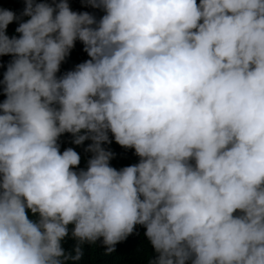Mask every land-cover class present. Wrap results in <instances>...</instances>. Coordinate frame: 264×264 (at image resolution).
I'll list each match as a JSON object with an SVG mask.
<instances>
[{"label": "clouds", "instance_id": "obj_1", "mask_svg": "<svg viewBox=\"0 0 264 264\" xmlns=\"http://www.w3.org/2000/svg\"><path fill=\"white\" fill-rule=\"evenodd\" d=\"M24 3L19 37L0 8V264L79 260L69 225L109 253L142 225L149 264H264V0ZM109 131L138 163L110 166Z\"/></svg>", "mask_w": 264, "mask_h": 264}, {"label": "trees", "instance_id": "obj_2", "mask_svg": "<svg viewBox=\"0 0 264 264\" xmlns=\"http://www.w3.org/2000/svg\"><path fill=\"white\" fill-rule=\"evenodd\" d=\"M46 2L51 3L52 0H46ZM86 5L88 4H84V7L77 12L86 11ZM0 8L11 10L19 17V19L13 20L11 23H9L6 29V34L9 37H19L20 33L16 32V28L18 27L20 22L29 19V17L21 15L23 9L25 8L24 0H0ZM95 9L96 19L99 20L104 12L102 9ZM83 48L84 46L82 42L76 40L75 46L70 50L69 55L65 58L64 61L61 62L59 71L56 73L57 77L62 76L67 71L74 70L77 64L89 59L87 53L83 50ZM12 59L13 56L10 54L0 55L1 75H3V73L6 71L7 65L11 62ZM0 80H2V78H0ZM108 137L110 143H102L101 146L113 153V156L109 161L110 166L119 170L125 166L133 165L139 162L140 157L135 154L134 149L120 146L115 142L114 137L110 131L108 132ZM73 139L74 137L71 133L65 132L61 134L58 139L60 151L62 152L69 147L73 148L80 155V163L77 168L86 169L87 162L93 155V153L86 151V148L90 143H92V141L85 140L82 144L77 145L73 143ZM77 168L75 170H79ZM235 214L238 215L239 213ZM29 217L32 219L36 218L30 212ZM68 227L69 234L62 241V247L65 249L66 253L70 254L71 256H75V249L79 243V247L82 251V256L79 260L69 259L65 262V264H149V261L153 260L157 255L150 241L144 235L146 229L142 225H136L133 233L128 235L125 240L117 243L115 245V250L110 253L106 251V246L102 243V239L100 243H98V240L94 243H80L71 235L73 225H69ZM188 264H190V262H188Z\"/></svg>", "mask_w": 264, "mask_h": 264}]
</instances>
